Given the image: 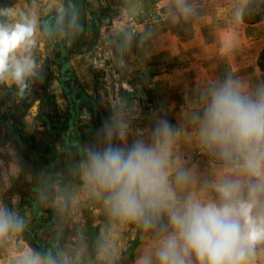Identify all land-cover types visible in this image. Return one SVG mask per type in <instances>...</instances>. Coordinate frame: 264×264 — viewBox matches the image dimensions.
I'll list each match as a JSON object with an SVG mask.
<instances>
[{
    "label": "crops",
    "instance_id": "0c3cea01",
    "mask_svg": "<svg viewBox=\"0 0 264 264\" xmlns=\"http://www.w3.org/2000/svg\"><path fill=\"white\" fill-rule=\"evenodd\" d=\"M2 1L6 0L0 4ZM54 3L18 0L9 8L17 14L0 17L15 23L18 13L24 12L37 20L36 43L30 51L36 74L26 79L22 93L15 83L0 82V207L23 219L19 232L28 245L32 244L27 254L51 256L58 264H138L150 255L156 264L155 251L170 231L164 229L166 222L145 228L113 216L103 194L93 191L83 179L80 164L87 160L89 149L102 150L109 144L130 147L138 140L150 145L156 126L167 122L178 133L173 138L168 170L169 181L179 195L198 191L215 171L217 175H234L203 144L200 120L196 119L203 117L210 102L203 91L210 81L218 87L227 69L211 68L219 72L209 80L199 71H190L195 66L192 60L180 69L167 70L157 57L162 51L167 61L177 56V37L170 34L163 39L155 33L141 39L139 24L127 28L129 36L121 46L125 52L123 72L118 70L114 55L103 64L100 54L84 51L85 41L72 51L68 59L75 76L76 86L72 87L43 33L44 19L54 15L65 0L57 9ZM71 23L73 29L65 31L67 47L77 37L73 19ZM222 44L218 41L211 46L220 51L225 47ZM148 52L152 58L146 62L141 56ZM232 74L228 79L242 85L241 74ZM82 93L101 108L104 124L95 119L90 108L69 100V96ZM105 125L112 128L111 137L106 135ZM215 154L218 161L213 159ZM180 171L189 175L185 188L175 182ZM199 176L201 181H197ZM8 235L0 240V247L11 243Z\"/></svg>",
    "mask_w": 264,
    "mask_h": 264
},
{
    "label": "clouds",
    "instance_id": "9594fccd",
    "mask_svg": "<svg viewBox=\"0 0 264 264\" xmlns=\"http://www.w3.org/2000/svg\"><path fill=\"white\" fill-rule=\"evenodd\" d=\"M177 6L183 14L191 10L187 0H177ZM15 14L0 9V17ZM18 15L15 23L0 20V82L15 83L22 93L26 79L36 74L30 51L37 20L24 12ZM196 119L203 144L235 173L218 174L208 183L215 195L201 189L181 196L172 186L168 168L178 133L167 122L156 126L150 145L138 140L130 147L89 149L80 164L83 179L103 194L113 216L145 228L167 216L170 231L155 251L156 264H257L258 258L264 260V87L253 94L226 80L211 89L203 117ZM105 133L111 137L112 128L105 125ZM175 182L187 187L188 173L178 172ZM23 227L22 218L0 207V239ZM17 264L58 262L35 253ZM138 264H152L151 256Z\"/></svg>",
    "mask_w": 264,
    "mask_h": 264
},
{
    "label": "rangeland",
    "instance_id": "374dc122",
    "mask_svg": "<svg viewBox=\"0 0 264 264\" xmlns=\"http://www.w3.org/2000/svg\"><path fill=\"white\" fill-rule=\"evenodd\" d=\"M17 1H2L0 8L9 9ZM54 1L56 9L63 4V0ZM187 4L191 10L183 14L177 0H89L86 4V45L83 50L100 54L101 62L109 61V55H114L118 70L123 72L125 65L122 57L125 52L121 46L129 36L127 28L141 24V39L155 33H159L163 39H168L170 34L177 37V56L167 61L163 51L160 58L156 54L157 59L164 61L167 70L180 69L192 60L190 62L195 66L190 71H199L207 80L219 72V67L225 66V80H221L220 85L235 72L241 74L242 86L249 92L254 94L264 87V0H187ZM64 9L63 5L55 15L63 13ZM107 15L111 16L110 24L106 22ZM59 19L56 17L55 20ZM72 19L73 14L68 13L66 19L57 24L58 28L66 32L72 30ZM60 36V31L54 32L53 42L56 43ZM218 41L225 45L220 51L217 46H211ZM142 55L146 62L152 58L150 52ZM213 67L217 69L210 70ZM184 73L187 75L188 71ZM208 85L203 94L210 101V91L215 86L211 81ZM213 159L218 161L216 154ZM216 177L217 171L203 181V185H206L199 190L207 189L208 194L215 195L208 188V183ZM201 180V176L197 177V181ZM163 222L167 225V216L162 217ZM164 229L170 228L167 225ZM23 232L27 238L28 232ZM8 238L11 243L0 247V264H17L29 252L28 246L32 244L28 245L19 231L12 232ZM257 264H264V260L258 258Z\"/></svg>",
    "mask_w": 264,
    "mask_h": 264
},
{
    "label": "trees",
    "instance_id": "16d2710c",
    "mask_svg": "<svg viewBox=\"0 0 264 264\" xmlns=\"http://www.w3.org/2000/svg\"><path fill=\"white\" fill-rule=\"evenodd\" d=\"M86 0H65L64 12L57 14L58 16L49 15L44 19L43 24V33L45 39L51 48L58 54L57 65L60 66L63 75L68 80L69 83H73L72 87H75L74 84L75 76L71 67L69 66L68 59L72 51L78 50L79 47L83 44L84 35L86 32L85 19H86ZM68 13L73 14V20L75 22V31L77 33L76 41L71 47H67L65 44L66 32L62 28H58L59 23L66 19ZM56 17H60L59 20H55ZM107 24L111 23V16H106ZM57 29H54L56 28ZM55 30V31H54ZM61 32V36L57 38V42H53L54 32ZM142 90V89H141ZM77 96V97H76ZM71 103L75 105H84L90 108L93 111L94 117L100 124H104L102 121L104 119V114L99 106H97L86 94L82 93L79 95L69 96ZM162 222V219L158 224Z\"/></svg>",
    "mask_w": 264,
    "mask_h": 264
},
{
    "label": "built area",
    "instance_id": "2783aa9c",
    "mask_svg": "<svg viewBox=\"0 0 264 264\" xmlns=\"http://www.w3.org/2000/svg\"><path fill=\"white\" fill-rule=\"evenodd\" d=\"M1 240V239H0Z\"/></svg>",
    "mask_w": 264,
    "mask_h": 264
}]
</instances>
